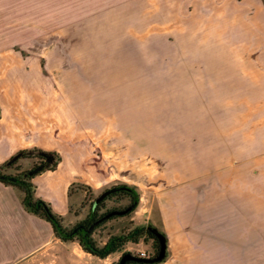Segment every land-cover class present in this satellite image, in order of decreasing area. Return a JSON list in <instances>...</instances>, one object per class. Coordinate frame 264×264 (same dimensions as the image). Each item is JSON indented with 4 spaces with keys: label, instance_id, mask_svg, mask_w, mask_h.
<instances>
[{
    "label": "rangeland",
    "instance_id": "rangeland-1",
    "mask_svg": "<svg viewBox=\"0 0 264 264\" xmlns=\"http://www.w3.org/2000/svg\"><path fill=\"white\" fill-rule=\"evenodd\" d=\"M179 1L193 10L195 3L194 14L180 16ZM215 5L209 0H0V28L11 35L9 52H22L30 65L45 58V73L57 78L56 71L64 79V140L54 145L62 146L64 178L71 174L75 185L64 218L68 228L84 221L94 202L118 186L135 189L138 208L94 232L101 246L137 227L164 233L160 209L167 194L228 189L229 198L217 206L223 217L226 207L243 209L237 192L247 206L256 191L264 205V69L259 75L252 65H264V53H252L260 39L249 36L250 21L240 31L236 22L222 21ZM228 145H245L238 159ZM230 156L235 165L227 167ZM124 204L129 201L113 199L105 206ZM228 213L232 260L252 244L232 241L243 231L237 222L242 215ZM261 234L264 253V230ZM26 246H0V264L13 256L10 251ZM59 246L21 264H117L127 253L152 258L156 251L150 238L128 243L106 259L89 256L78 242L60 240Z\"/></svg>",
    "mask_w": 264,
    "mask_h": 264
},
{
    "label": "crops",
    "instance_id": "crops-1",
    "mask_svg": "<svg viewBox=\"0 0 264 264\" xmlns=\"http://www.w3.org/2000/svg\"><path fill=\"white\" fill-rule=\"evenodd\" d=\"M209 2L216 3V11L224 16L222 21L236 22L240 31L248 29L245 23L250 21L252 27L249 28V36H258L260 39L258 45H254L253 48L256 49L252 53H264V50H260L261 42L264 43V30L261 28L264 29V2L263 5L260 0ZM192 5L194 10L189 3L180 4L179 1L178 9H182L180 16L194 14L196 4ZM206 5L202 4L199 8H205ZM1 27L0 37L5 40L0 41V164L17 152L33 147L59 152L62 162L58 168L36 177L33 182L37 187L36 196L50 203L53 210L66 219L71 208L69 189L74 181L70 180L71 174L64 178V151L62 146L54 145V141L57 140L60 144L64 140V79L61 75L57 76L56 71L57 78L45 73L48 72L47 64L44 65L47 61L45 58L33 60L30 65L22 52H9L12 43L6 40L10 34L8 29L2 25ZM16 32L20 33V30L16 29ZM252 65L260 75L264 65ZM62 73L64 72L60 74ZM228 146L235 148L232 149L233 155L238 159V152L243 151L245 145ZM234 156L227 160V167L235 165ZM41 180H45V184ZM45 187L52 188V194H44ZM255 192L253 191L252 205L247 206L244 205V196L237 192L236 197L242 200L244 210L235 207L230 210V207H226L225 217L219 212L223 209L220 207L218 210L217 206L229 198L228 189L179 191L173 196L167 194L166 202L163 201L160 209L162 230L167 236V257L160 264H229L230 261L237 264H264V253L261 251L264 205L261 200H257L258 196L255 198ZM22 200L19 190L0 182V246L18 248L19 244L27 245L24 249L16 248L13 253L10 251L13 256L1 264L32 261L59 246L60 240L55 236L52 225L28 213ZM228 212L242 215L237 222H242L240 225L242 224L243 231L231 238L232 241L236 240L241 244L247 242V246L252 244L251 250L236 254L232 260L228 254ZM237 229L240 230V227ZM65 249L69 250V247L64 244Z\"/></svg>",
    "mask_w": 264,
    "mask_h": 264
},
{
    "label": "trees",
    "instance_id": "trees-1",
    "mask_svg": "<svg viewBox=\"0 0 264 264\" xmlns=\"http://www.w3.org/2000/svg\"><path fill=\"white\" fill-rule=\"evenodd\" d=\"M1 115L2 108L0 106V118ZM27 160L30 161L26 162ZM61 162L62 156L57 151H47L39 147L24 149L17 152L6 162L0 164V182L5 184L6 186H10L14 189L19 190L23 196L22 202L25 210L28 213L38 216L49 222L53 227L55 236L59 240L63 242H78L81 248L86 253L91 254L94 257L106 259L109 256L120 252V250L126 244H138L140 240L144 238H150L156 242V251L152 258L158 255L160 249L159 240L157 243L156 238L150 232V230L144 227H137L126 235L113 236L105 245H99L94 239L93 235L96 230H98L106 223L97 221L99 212L106 207V203L101 205V207H98V204L96 208L93 205L90 214L84 221H81L72 228H68L64 224V217L58 215L53 210L50 203L36 196L37 187L33 182L36 177L47 172L55 171ZM72 186H75L74 183L70 186L69 189L70 198L72 197ZM79 186L90 189V187H88L87 185L80 184ZM118 187H114L111 189L117 190L109 194L106 202L113 199H127L129 201V204H124L122 206H129V211L127 214L130 215L138 208L139 195L134 188L128 186ZM105 198H103L101 202ZM162 234L166 236L165 233ZM127 264L143 263L129 262Z\"/></svg>",
    "mask_w": 264,
    "mask_h": 264
},
{
    "label": "water",
    "instance_id": "water-1",
    "mask_svg": "<svg viewBox=\"0 0 264 264\" xmlns=\"http://www.w3.org/2000/svg\"><path fill=\"white\" fill-rule=\"evenodd\" d=\"M117 189L109 190L105 192L98 200L96 201L95 205H97L103 198L109 195L111 192L116 191ZM129 210L123 211L119 213L120 215L124 216L128 213ZM151 232L156 235L157 239L159 240L160 249L159 253L154 258H139L135 257L134 255L127 253L123 255L118 264H127L129 262L133 263H143V264H159L162 263L167 257V236L160 233L158 230L150 228Z\"/></svg>",
    "mask_w": 264,
    "mask_h": 264
},
{
    "label": "flooded vegetation",
    "instance_id": "flooded-vegetation-1",
    "mask_svg": "<svg viewBox=\"0 0 264 264\" xmlns=\"http://www.w3.org/2000/svg\"><path fill=\"white\" fill-rule=\"evenodd\" d=\"M119 188V187H118ZM111 190V189H110ZM107 192V191H106ZM105 193V192H104ZM103 193V194H104ZM102 194V195H103ZM101 195V196H102ZM100 196V197H101ZM99 197V198H100ZM108 197H109V195H107L106 196V198L101 202H99L98 204H99V206L98 207H101V205H103V204H105L106 203V200L108 199ZM98 200V199H97ZM96 200V201H97ZM96 201L94 202V203H96ZM97 204V205H98ZM97 205H95L94 204V207L96 208V206ZM129 209V206H122V207H120V206H113V207H105L104 209H102L100 212H99V215H98V217H97V221H99V222H108V221H111V220H113V219H116V218H121V217H126V215L128 216L129 214H126V215H124V216H122V215H120L119 213H121V212H123V211H126V210H128ZM145 228V227H144ZM148 230H150V228H153V227H151V226H147L146 227ZM153 229H155V228H153ZM150 232H151V230H150ZM152 233V232H151ZM153 234V233H152ZM154 235V237L156 238V240H157V243H158V239H157V237H156V235L155 234H153ZM150 258V257H149Z\"/></svg>",
    "mask_w": 264,
    "mask_h": 264
},
{
    "label": "built area",
    "instance_id": "built-area-1",
    "mask_svg": "<svg viewBox=\"0 0 264 264\" xmlns=\"http://www.w3.org/2000/svg\"><path fill=\"white\" fill-rule=\"evenodd\" d=\"M140 258H149V256L145 252L140 253Z\"/></svg>",
    "mask_w": 264,
    "mask_h": 264
}]
</instances>
